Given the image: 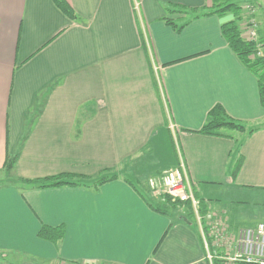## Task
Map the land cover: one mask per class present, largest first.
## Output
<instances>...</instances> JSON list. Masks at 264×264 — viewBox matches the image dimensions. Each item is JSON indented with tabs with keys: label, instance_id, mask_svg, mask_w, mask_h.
<instances>
[{
	"label": "crops",
	"instance_id": "1",
	"mask_svg": "<svg viewBox=\"0 0 264 264\" xmlns=\"http://www.w3.org/2000/svg\"><path fill=\"white\" fill-rule=\"evenodd\" d=\"M65 1L75 20L52 0H0V171L6 156L18 155L8 176L0 172V257L7 264H208L196 227L153 211L124 180V164L150 153L146 167L129 168L147 180L182 161L197 199L210 202L222 193L264 194L257 81L220 30L234 18L240 27L243 10L232 18L204 15L210 0ZM241 1L256 6L264 52V0ZM169 5L198 16L176 32L165 19L188 16ZM215 105L260 128L249 136L197 133ZM110 172L122 176L92 186ZM58 175L84 182L37 187ZM41 227L62 228L63 236L44 240Z\"/></svg>",
	"mask_w": 264,
	"mask_h": 264
},
{
	"label": "trees",
	"instance_id": "2",
	"mask_svg": "<svg viewBox=\"0 0 264 264\" xmlns=\"http://www.w3.org/2000/svg\"><path fill=\"white\" fill-rule=\"evenodd\" d=\"M210 1H211V7L207 11V13H203L204 15L216 14L219 17H222L224 14L228 12H233L235 10H238L237 5H234V3H229L228 0H210ZM52 2L70 20L76 19V16L72 8L65 0H52ZM172 9H176L175 11L179 14H184L188 16V17H179L175 20L165 19L166 24L171 26L172 29L175 30L176 32L181 31V29L187 24L189 19L198 16V13H196L195 10L192 12L187 11V9L181 6L169 5L168 11L171 12ZM220 30L228 47L233 51V53L236 55V57L241 62V64L246 68V70L256 78L260 103L264 108V55L257 56L256 43L245 41L240 37V31L237 25V19L234 18L232 20L222 23ZM259 42L261 43L260 38H259ZM259 128L260 127L248 126L244 123L229 118L220 105H215L214 107H212V109L208 111L206 120L197 133L203 135L217 136V137H230V135L223 133V131L225 130V131H236L241 134H245V136H249ZM173 148H174V144H172V150ZM149 156L150 153L143 154L139 160H135L131 162L129 168L134 169L137 166L141 167V165L146 167L145 162L147 161ZM17 157L18 155H15L13 157L6 156L5 162L0 172H3L5 173V175L8 176L14 169V165ZM241 162H242V157L240 156L239 159L235 162V164L232 165L230 172L232 178L236 176L241 166ZM141 171H142L141 177H143V174L146 173H143L145 172V170H141ZM119 176L122 175L117 174L116 172H110L107 175H100L95 180H93L92 186L97 187L98 185L106 181H109L111 179H115ZM139 176L137 177L134 174H132L133 179H131L125 173L124 180L127 181L132 186V188H134V190L146 201L148 206L153 211L163 214L169 217L171 220H172V216H176L178 219L184 220L185 223L190 225L192 224L189 220V216L194 217V214L191 208V204L189 202H181L179 200L172 199L167 194L163 196L159 194L160 199H158L157 201L145 199V197L143 196V192L144 191L150 192L151 190L146 184V180H141ZM158 176H160V174H158ZM83 179L81 178L76 181L74 180V177L71 175H58L41 180L40 184H38L37 187L48 188V187H57L62 185H72V186L82 185L81 183L84 182ZM150 194L152 193L150 192ZM195 197L197 198L196 195ZM198 201L200 204L199 205L200 214H204L206 212L205 200L198 198ZM174 212L178 214L176 215ZM62 236H63L62 228L41 227L40 231L38 232V237L44 240H49L53 243H56L58 240H60ZM0 260L4 261V258L0 257Z\"/></svg>",
	"mask_w": 264,
	"mask_h": 264
},
{
	"label": "built area",
	"instance_id": "3",
	"mask_svg": "<svg viewBox=\"0 0 264 264\" xmlns=\"http://www.w3.org/2000/svg\"><path fill=\"white\" fill-rule=\"evenodd\" d=\"M245 10L244 21L239 27L240 37L245 41L256 43L257 56H261L259 25L254 17L255 9L249 8ZM147 184L152 194L162 192L172 199L191 204L209 264H213L214 261V256H211L208 252L210 244L215 248H224L226 246L234 249L233 255L225 257L229 260L227 264H264V223L240 229L238 235L229 236L225 232L226 227L221 225L224 220L223 212L217 214V212L209 210V212L200 214L199 201L195 197L190 183L185 178V168L181 161L177 167L163 171L157 179L152 177L147 179ZM207 240L210 242H207ZM61 264L77 263L65 262Z\"/></svg>",
	"mask_w": 264,
	"mask_h": 264
},
{
	"label": "rangeland",
	"instance_id": "4",
	"mask_svg": "<svg viewBox=\"0 0 264 264\" xmlns=\"http://www.w3.org/2000/svg\"><path fill=\"white\" fill-rule=\"evenodd\" d=\"M228 1H229V3H234V5H237V7H238V10L226 13L227 15L228 14L231 15L230 17H232V18L235 17L237 15L239 9H241V12L243 10L242 14L245 15L246 10H244V9L251 8V9H255V16L254 17L256 18L257 11H256V6L253 3H250V4L249 3H243L242 4L241 0L240 1L228 0ZM238 5H241L242 8ZM262 9H264V5H263ZM226 14H224L222 17L226 16ZM238 28H239V26H238ZM262 55H264V52H262ZM130 163H131V161L124 164V165H127V167H128L126 170H124V172H123L124 175H125V173L128 174V176L132 175V173L129 169ZM168 169H171V168H168ZM162 173H163V171L160 173V175ZM0 176H2V175L0 174ZM151 177L157 179L159 176L155 175V176H151ZM3 182H7V181H3ZM146 184H147V180H146ZM143 193H145L146 196L149 197V195H148L149 193L147 194L146 191H144ZM159 194H161L162 196L165 195V193L158 192L155 194H150V196L152 198H155L157 201V199H160ZM214 197H215V195H212V198H214ZM208 202H209V204H208ZM205 204H207V206H209V209L206 206V212H209V210H211V211L217 212V214H219V212L224 213L223 214L224 220L222 221L221 225L226 227L225 232H227V234L229 236L238 235V232L240 229L254 227L258 223H264V194L257 192V191L240 192V193H238V192L237 193L236 192L235 193L234 192L222 193L219 195V198L211 199V202L205 200ZM174 213L176 215L178 214L176 212H174ZM189 220L192 223L191 226L194 229L196 227L197 232L200 233V229H199L198 224L195 221V218L189 216ZM200 236H201V233H200ZM207 242H210V241L207 240ZM211 245L212 244L209 245L208 252L211 256H214L213 264H215V262L218 264H227L229 262V260L226 259L225 257L231 256L235 252L234 249L227 248L226 246H224V248H221V247L215 248L214 246H211ZM205 258L207 260H209L206 257V253H205ZM0 261H1L0 264H7L5 261H2V260H0ZM10 261L12 262V261H14V259L11 258ZM10 261H8L9 262L8 264H11ZM208 264H209V262H208Z\"/></svg>",
	"mask_w": 264,
	"mask_h": 264
}]
</instances>
